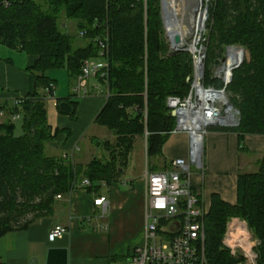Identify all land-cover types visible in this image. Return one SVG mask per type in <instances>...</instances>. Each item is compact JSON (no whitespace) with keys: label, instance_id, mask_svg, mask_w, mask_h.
Masks as SVG:
<instances>
[{"label":"trees","instance_id":"1","mask_svg":"<svg viewBox=\"0 0 264 264\" xmlns=\"http://www.w3.org/2000/svg\"><path fill=\"white\" fill-rule=\"evenodd\" d=\"M62 17L75 21L80 32L86 31L84 46L74 48V37L62 27ZM163 28L160 0H0V44L38 57L28 67L34 92L14 102L13 108L0 100V110L19 114L23 121L21 136L14 134L15 123H0V238L53 216L57 197L69 195L85 179L91 183L89 191L118 182L129 166L137 137L146 138L149 158H162L163 145L176 127L167 99L186 97L193 80L192 55L171 52ZM106 33L108 98L95 123L107 128L115 141L104 143L106 158L86 164L70 156H49L47 144L63 141L62 134L69 133L53 129L48 122L46 89L55 82L47 73L67 68L75 81L84 60L99 54L93 39ZM203 44L206 86L222 87L211 67L219 63L225 47L238 46L249 54L227 89L240 112V124L214 128L236 132L240 151H247L246 136H264V0L212 1ZM56 107L60 115L75 120L79 101L71 95L57 99ZM170 166L164 159L149 169ZM231 218L247 222L259 241L257 263L264 264V156L257 172L238 175L235 205L218 194L211 196L205 220L208 264L243 260L222 246Z\"/></svg>","mask_w":264,"mask_h":264},{"label":"crops","instance_id":"2","mask_svg":"<svg viewBox=\"0 0 264 264\" xmlns=\"http://www.w3.org/2000/svg\"><path fill=\"white\" fill-rule=\"evenodd\" d=\"M37 58L35 55L27 57L28 67L33 66ZM7 63L13 65L14 61L9 59ZM6 68L8 79L11 81L7 84L14 89L20 88L23 92L29 90V84L23 86L16 79L22 74L19 70L9 71V65ZM28 78L31 89L24 96L32 94L35 90L34 78ZM75 83L76 80L73 81L71 95L79 101L80 98L78 99L72 92ZM96 86H100V89L97 90ZM90 87L92 95L80 99L83 102L79 101L75 122L67 123L65 119L70 117L59 114L56 120L57 126L54 127L48 116V122L53 129L72 131L77 124H80V136L87 137L89 129L97 125L96 117L108 98L107 85L97 79H91ZM55 95L56 90L54 98ZM6 96L0 95V100L7 101L9 107L13 108L15 103L12 105ZM6 116V120H9L10 115L7 112ZM2 120L3 117H0V123ZM214 128L208 130L204 141V168L202 171H192V183L206 203L211 204V196L218 194L223 201L235 205L238 175L258 171V162L264 156V136H246L244 146L247 151L241 152L236 132ZM98 137V134L93 135L88 141L94 145ZM190 140L187 132L172 133L163 145L162 158H158V162L162 164L164 159L168 162L188 159ZM64 141L50 142L47 148L51 152L57 151L55 149L65 145ZM90 149L92 148L88 142H85L82 147L79 144L75 145V152H72L73 149L70 152L75 160L83 151L89 150L87 153H90ZM60 156L69 155L67 153L56 155V157ZM93 158L95 157L91 155L83 163H88ZM145 173L136 182L130 179L122 182L120 179L116 183L103 185L98 191H89L79 184L69 195L57 199L53 216L41 219L25 230L11 232L0 238V264H35L36 261L38 264H45L49 249H66L68 264H113L122 256L127 261L133 250L143 242L146 210ZM102 197L106 198V211L103 207L95 205V200ZM56 226L65 227L67 232L62 238L51 242L49 233Z\"/></svg>","mask_w":264,"mask_h":264},{"label":"built area","instance_id":"3","mask_svg":"<svg viewBox=\"0 0 264 264\" xmlns=\"http://www.w3.org/2000/svg\"><path fill=\"white\" fill-rule=\"evenodd\" d=\"M79 35L84 38L87 33L81 31ZM93 41L99 47V54L84 60L82 64L81 73L72 90L78 99L90 96L91 79L107 85L109 36L106 33L102 37H95ZM184 48L193 57L192 86L184 98L169 97L167 106L177 113L176 127L172 133L187 132L190 135V155L188 159L173 160L166 170L146 169L143 242L133 250L127 264H208L205 254V220L211 204L206 203L202 194L194 188L192 166L197 171L204 168V138L210 128H234L240 124V112L230 102L227 87L232 83L234 71L246 58L243 48H228L226 59L215 69L213 75V78L222 83V87L217 88L204 84L206 47ZM239 52L242 53L241 58L238 56ZM95 88L99 90L100 86ZM54 91L53 84L46 89L49 98H54ZM19 101L18 99L15 103ZM5 116L6 112L0 110V117ZM18 119H21L19 114L10 115L9 118L13 123ZM196 134L202 137L201 146ZM80 186L88 188L91 183L85 179ZM61 197L58 196L57 199ZM95 205L106 211V198H98ZM66 232L67 229L63 226L54 227L49 233V241L62 238ZM258 245L259 241L245 220L231 218L227 222L222 246L233 257L243 259L239 264H258Z\"/></svg>","mask_w":264,"mask_h":264},{"label":"rangeland","instance_id":"4","mask_svg":"<svg viewBox=\"0 0 264 264\" xmlns=\"http://www.w3.org/2000/svg\"><path fill=\"white\" fill-rule=\"evenodd\" d=\"M212 1L214 0H203V7L200 10L201 23H200V26H199L200 28L198 29V31H196V27L194 26L195 23L193 22V19H197V13L194 11H196V7H199V4L197 3V0H187L186 1L187 5H186L185 22L188 24L187 26H188L189 33L187 32L188 34H186V42L184 45L179 44L176 47H173L172 40H171V37L167 29V24L163 23L164 39L166 40L171 52H173L172 48L178 49L181 46L189 48L190 46H192V43L194 44V46H197L198 48H201L204 46L203 45L205 41L204 35L206 34V24H207L209 9H210ZM162 2L163 0H160L161 14H162V5H163ZM162 20H163V17H162ZM61 25L67 30L68 33H70L74 37V42H73L74 48L82 47L86 44V40L81 38L79 35L80 31L77 28V24L75 21L67 20L65 17H62ZM175 32L173 34L178 33V32L177 33ZM229 47H238V46H229ZM29 56L30 55L27 53L18 52L17 50H14L10 47L0 44V95H7L6 98L9 100L10 103H12V105L14 104L15 100L22 98L25 94H27V91L31 89V83L28 77H33V75L28 70L29 65H28L27 57ZM226 57H227V53H225V51H224V55L218 56L217 61L219 63L214 64L211 67L213 69L212 76L215 75V69L222 64L223 60H225ZM245 58L246 59L249 58V54L246 53V51H245ZM9 59H12L14 61L13 65L12 63H9V64L7 63ZM7 65H9V68H10L9 71L19 70L22 73L19 76H17L16 79L20 83H22L23 86H26V84H29V90L23 92L22 89L20 88L14 89L10 84H7L11 82L8 79L9 74L6 68ZM10 74H13V73L10 72ZM47 74L55 82L56 95H55V98L48 99L46 103V108L48 111L50 123L54 127H56L57 126L56 120L59 117V113L55 107L56 99L70 97L73 81L71 80V77H70V74L67 68L53 69V70H50ZM91 95H92V91H91L90 96ZM228 95L230 99L229 92H228ZM80 99L79 101L80 103H82L83 101ZM9 114L10 113H8V115ZM83 117H84V111H83ZM6 118L7 116L3 117V120L1 121V123L5 122ZM65 120L67 123L75 122V120H72L71 118H66ZM22 125H23L22 119H18L15 122V130H14L15 136H21L23 134ZM75 127H76L75 129H72L73 132L71 131V129H67L69 136L66 132L62 134L61 138L64 140L66 139L64 141L65 145H63L62 148L60 149L57 148L55 149L57 151H54V152H51L50 149L47 148L46 154L49 156L50 155L56 156V155H62V154L67 153L72 158V152H75L74 150L75 145L79 144L82 147L83 143L88 142L89 146L92 148L90 149L91 152L87 153L89 152V150L88 151L86 150V152H84L85 151L84 149V151L77 156V159L75 158L76 163L82 164L83 162H86V158H89L91 155L94 156L95 158H98V157L106 158L108 156L107 152L104 149V143L106 141H110L111 143H113L115 141V136H113V134L107 128L101 127L99 125H95L89 129L87 133V137H81L80 136L81 134L80 124H77V126ZM96 134H98L99 137L93 145L91 142L88 141V139ZM206 137H207V134L204 138V141ZM96 143H100V144H96ZM71 149H73L74 151L70 152ZM83 164H86V163H83ZM153 164H159L158 158H149L146 152V138L137 137L135 145H134V149L130 155L128 169L125 170V174L122 176L123 178L121 177L120 179L122 182H126L127 179H130L133 182H136L142 177L143 173H145L146 167L149 168ZM195 170H196L195 166H192V171H195ZM113 264H127V261L122 256V257H119L117 262Z\"/></svg>","mask_w":264,"mask_h":264},{"label":"bare ground","instance_id":"5","mask_svg":"<svg viewBox=\"0 0 264 264\" xmlns=\"http://www.w3.org/2000/svg\"><path fill=\"white\" fill-rule=\"evenodd\" d=\"M186 1L187 0H163L164 20H165V24H167V29L171 37L173 47H176L179 44L184 45L186 42V34L189 33L187 26L188 24L185 22L186 5H187ZM197 3L199 4V7H196V11H194L197 13V19H193V22L195 23L194 26L196 27V31H198V29L200 28L199 27L201 23L200 10L203 7V0H197ZM174 32L175 33L178 32V33L173 34ZM183 47L184 46H181L178 49ZM191 48L194 49L193 43ZM239 55L241 58L242 53L239 52ZM196 138L198 139L199 145L201 146L202 137L196 134Z\"/></svg>","mask_w":264,"mask_h":264},{"label":"water","instance_id":"6","mask_svg":"<svg viewBox=\"0 0 264 264\" xmlns=\"http://www.w3.org/2000/svg\"><path fill=\"white\" fill-rule=\"evenodd\" d=\"M163 4V2H162ZM162 17H163V23L165 24L164 20V9L162 5ZM173 52H179V51H187L185 48L180 49H173ZM225 53L228 51V47L224 48ZM190 81V78L188 79ZM172 116L175 118L177 116L176 111H172ZM35 264H38V261L35 262ZM45 264H68V254L66 249H49L46 257V263Z\"/></svg>","mask_w":264,"mask_h":264}]
</instances>
